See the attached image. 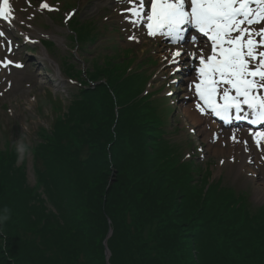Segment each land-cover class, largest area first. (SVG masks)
Here are the masks:
<instances>
[{"label":"trees","instance_id":"obj_1","mask_svg":"<svg viewBox=\"0 0 264 264\" xmlns=\"http://www.w3.org/2000/svg\"><path fill=\"white\" fill-rule=\"evenodd\" d=\"M70 29L81 51L98 40L93 19ZM75 63L63 57L77 85L62 113L23 145L34 184L19 147L0 148V264H106L103 241L110 264H264V207L219 181L192 186L196 160H176L144 63L106 55L85 75ZM109 168L119 181L107 187Z\"/></svg>","mask_w":264,"mask_h":264},{"label":"rangeland","instance_id":"obj_2","mask_svg":"<svg viewBox=\"0 0 264 264\" xmlns=\"http://www.w3.org/2000/svg\"><path fill=\"white\" fill-rule=\"evenodd\" d=\"M39 2L41 0H30L29 6L26 0H12L18 14L26 22V24L17 22L16 25L27 31L31 35L27 37L36 43H25L21 31L16 27L15 31L9 32L14 45H18L13 48L10 57L21 62L24 67L10 66V70L0 69V148H3L7 141L19 148L31 145L38 127L48 126L52 121V115L62 113L64 104H67L69 95L76 86L73 83L75 79L69 81L63 73V57H70V52H74L79 62L75 63L76 68L84 72L88 68H93L94 63L104 64L106 55H114L116 61L127 64L129 68L144 63L139 71L147 76V82L151 81L145 87H148L149 93L154 94L153 97L163 99V106L168 109L166 113L171 117L169 138L176 160H196L195 165L189 167L195 172L190 181L192 186L198 187L205 181L208 185L219 181L222 187L249 195L254 206L264 207V164H260L259 153L255 151L248 132L245 133L243 128L219 124L210 119L201 124L199 118L204 119L205 116L194 107L197 101L189 87L190 79H187L186 84L181 90L178 88L172 97L167 94L169 89L174 92L177 87L172 83V65L165 60V56L170 57L171 51L176 47L183 51L203 47L207 52L210 44L200 40L196 45L191 43L185 46L187 44L185 43L177 46L159 34L156 37L148 36L147 21L134 27L121 14L129 7L125 0H48L50 4L58 6L59 11H35L33 16ZM73 9H78L75 17L93 19L97 24L98 40L88 43L82 51L78 48L71 50L74 43L68 36V27L65 23V14ZM145 11L146 14L151 13L149 0H146ZM133 32L140 37L139 43L128 39ZM44 34L50 35L52 40L59 38V42L54 39L58 48L51 47V50L46 51L38 47L37 41L45 38ZM137 61L139 62L135 64ZM198 67V63L185 58L184 70L178 74L190 69L197 80L198 73L194 69ZM187 74L190 75V72ZM193 129L195 131H192ZM235 129H239L238 138L249 140V146L252 148L249 154L252 155L253 163L245 160L243 146L232 142L230 137ZM191 132L193 135H190ZM215 133H219V139L213 141ZM200 149H203V154ZM233 157L235 162L232 160ZM23 160L27 167L29 182L34 184L30 154L24 155L23 159L20 158V161ZM221 160L224 164L220 163ZM108 172L107 187L119 181L116 169L109 168ZM250 173L252 175H249ZM107 208H111L109 203ZM137 215V212L133 211L130 218ZM131 231L137 233L132 228Z\"/></svg>","mask_w":264,"mask_h":264},{"label":"snow or ice","instance_id":"obj_3","mask_svg":"<svg viewBox=\"0 0 264 264\" xmlns=\"http://www.w3.org/2000/svg\"><path fill=\"white\" fill-rule=\"evenodd\" d=\"M26 2L31 6L30 0ZM125 2L129 7L121 14L134 27L147 21V35L150 37L159 34L179 46L189 39V28H192L196 30L190 36L193 45L203 37L211 42L207 52L203 47L191 51L176 47L170 57L165 56V60L172 65V83L178 84L175 76L184 70L185 58L198 63L199 67L194 69L198 79L189 85L197 97L195 109L229 126L238 121L246 122L249 125L248 135L259 153V162L264 164V0H191L190 11L187 10L186 0H151L150 14L145 11L146 0ZM45 10L56 12L59 8L48 0H41L32 15L35 11ZM77 11L73 9L66 13L65 23ZM16 13L12 0H0V21L5 25L0 27V69L4 70H10V66L24 67L10 58L13 48L18 45H14L9 30L15 31L17 22L25 23ZM128 39L137 43L140 41L135 32ZM29 42L36 43L34 40ZM167 94L174 95L172 91ZM238 131H232V142L242 144L243 151L250 153L249 140L238 138ZM212 139H219V133H215ZM200 151L203 154V149ZM232 160L235 162V157ZM248 162L253 163L251 156ZM220 163L224 164V161Z\"/></svg>","mask_w":264,"mask_h":264},{"label":"bare ground","instance_id":"obj_4","mask_svg":"<svg viewBox=\"0 0 264 264\" xmlns=\"http://www.w3.org/2000/svg\"><path fill=\"white\" fill-rule=\"evenodd\" d=\"M16 14H17L18 18H19V19H21V17L19 16V14H18V13H16ZM36 31H37V30H36ZM58 39H59V38H58ZM187 112H188V111H186V113H187ZM190 114H191V115H193V113H190ZM188 116H189V115H188ZM193 116H194V115H193ZM189 118H190V116H189ZM193 119H195V120H197V121H198V119H197L196 117H193ZM206 120H209V118H207V117H206V118H204V119H200V118H199V121L201 122V124L205 123V122H206ZM243 125L245 126V124H244V123H243ZM245 127H247V126H245ZM244 132H245V133H247L248 131H247V130H245ZM241 145H242V144H241ZM241 145H240V146H241ZM245 154H246V155H245ZM245 154L243 153V156L245 157V160H246V161H248V159H249V156H252V155H251V154H249V153H246V152H245ZM258 194H259V192H258Z\"/></svg>","mask_w":264,"mask_h":264},{"label":"water","instance_id":"obj_5","mask_svg":"<svg viewBox=\"0 0 264 264\" xmlns=\"http://www.w3.org/2000/svg\"><path fill=\"white\" fill-rule=\"evenodd\" d=\"M111 232H112V230L110 229L107 237L111 234ZM104 245H105V251H104L105 252V262H106V264H110L109 263V257L111 255V252H110V250H109V248L105 242H104Z\"/></svg>","mask_w":264,"mask_h":264},{"label":"clouds","instance_id":"obj_6","mask_svg":"<svg viewBox=\"0 0 264 264\" xmlns=\"http://www.w3.org/2000/svg\"><path fill=\"white\" fill-rule=\"evenodd\" d=\"M18 153L20 155V158L23 159L24 155H26L27 153V147H21V148H18Z\"/></svg>","mask_w":264,"mask_h":264}]
</instances>
